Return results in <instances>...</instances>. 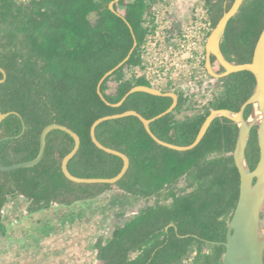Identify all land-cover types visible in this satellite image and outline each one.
Masks as SVG:
<instances>
[{"label":"trees","instance_id":"1","mask_svg":"<svg viewBox=\"0 0 264 264\" xmlns=\"http://www.w3.org/2000/svg\"><path fill=\"white\" fill-rule=\"evenodd\" d=\"M0 0V163L8 166L32 160L39 137L49 124L72 130L80 139L68 171L79 178H111L123 165L118 156L97 148L90 138L92 123L101 117L135 111L145 119L172 104L167 96L130 93L151 87L134 69L142 65L151 0ZM234 0H202L210 29ZM264 27V0H243L220 41L231 64L249 63ZM210 31V32H211ZM129 58L119 67L129 54ZM211 64L216 63L214 56ZM115 68V69H114ZM114 69L100 83L103 76ZM224 69L218 66L217 73ZM3 75L0 72V79ZM255 87L248 71L216 79L212 99L197 103L176 90L175 108L149 123L159 140L188 146L196 139L212 110L238 112ZM251 105L244 109L247 119ZM236 123L215 117L199 142L187 150L158 144L135 116L102 121L95 137L104 147L127 156L129 165L115 184L75 183L62 173L61 162L73 148L70 135L51 130L42 159L29 168L0 171V237L5 236L3 210L11 199L24 200L25 215L53 206L72 207L108 192L145 202L120 223L109 238L96 237L92 251L99 264H222L227 225L239 194V173L233 159ZM245 159L253 170L259 159L257 125L249 132ZM264 262V252H263Z\"/></svg>","mask_w":264,"mask_h":264},{"label":"water","instance_id":"2","mask_svg":"<svg viewBox=\"0 0 264 264\" xmlns=\"http://www.w3.org/2000/svg\"><path fill=\"white\" fill-rule=\"evenodd\" d=\"M118 1L119 0H113L109 3L110 10L113 11V4ZM242 2L243 0H234L232 6L222 15L216 26L208 35L205 43L204 62L208 74L215 79H219L228 74L239 71H248L254 76L255 87L249 98L242 104L238 112H231L228 110H212L192 144L188 146L172 145L156 138L149 130V123L167 113H170L177 104V95L173 92H162L158 89L148 86H135L131 88L118 103L112 104L111 106H120L125 98L133 92H145L156 96H167L172 99V104L164 112L151 119H145L137 112L130 110L121 114L98 118L92 123L90 127V138L94 145L104 152L118 156L123 161L122 168L116 176L111 178H79L73 176L67 169V163L77 152L80 145V139L72 130L63 125L55 123L45 126L41 131L39 137L38 153L34 159L8 166L0 163V171L7 172L19 168H29L39 163L43 157L47 134L51 130H61L70 135L74 141L72 150L66 156H64L61 162V170L63 175L68 180L75 183L115 184L126 172L129 165V160L123 153L104 147L97 141L95 137V128L102 121L130 115L135 116L143 123L147 133L158 144L175 150H187L194 147L199 142L212 119L215 117L228 118L234 121L238 126V135L233 151V159L239 173V194L233 215L227 225L225 241L222 243V245L225 247V251L222 256V264H264V212L261 215L262 208L264 207V27L255 44L251 62L244 64H231L225 60L220 51V41L224 34L226 24L228 20L237 13ZM135 46L136 42L134 41L133 47L129 54L121 63L116 66V68L129 58ZM211 56L215 57L217 65L224 69L223 72H216L214 64H211L210 61ZM114 69L107 72L98 83L97 93L101 98L102 94L99 91L100 83L106 76L111 74ZM0 72L3 75L2 79H0L1 84L4 82L5 72L1 68ZM247 105H251L252 108L249 117L245 119L243 113ZM8 114L9 113L0 112V122ZM254 125H257L259 159L255 168L250 170L245 159V147L249 138L250 129Z\"/></svg>","mask_w":264,"mask_h":264},{"label":"rangeland","instance_id":"3","mask_svg":"<svg viewBox=\"0 0 264 264\" xmlns=\"http://www.w3.org/2000/svg\"><path fill=\"white\" fill-rule=\"evenodd\" d=\"M192 3L193 0L189 7ZM217 66L215 63L214 67ZM144 205V201L108 192L93 201L69 208L53 206L26 216L24 200L11 199L4 208L7 230L5 236L0 237V264H76L71 256L67 261L63 259V250L71 247L67 244L69 240L81 234H84L85 244L88 242V247H84L87 257L84 262L91 264L93 239L110 237L113 228L120 223L117 213L123 212L128 217ZM263 212L264 207L261 215Z\"/></svg>","mask_w":264,"mask_h":264},{"label":"built area","instance_id":"4","mask_svg":"<svg viewBox=\"0 0 264 264\" xmlns=\"http://www.w3.org/2000/svg\"><path fill=\"white\" fill-rule=\"evenodd\" d=\"M175 4V0L149 2L142 65L134 72L143 76L151 88L182 92L198 108L210 102L216 87V79L204 65L210 24L202 0H193L187 10Z\"/></svg>","mask_w":264,"mask_h":264},{"label":"crops","instance_id":"5","mask_svg":"<svg viewBox=\"0 0 264 264\" xmlns=\"http://www.w3.org/2000/svg\"><path fill=\"white\" fill-rule=\"evenodd\" d=\"M67 244L71 245V247L69 249L64 248L63 250L64 258L63 259L67 261L70 258L69 256H71L75 260L76 264H85L84 261L85 259H87V257L84 254L86 252L84 247L88 244V242L86 241V244H85L84 234L79 235L74 240H69V243L67 242ZM63 246H65V244H63ZM87 247L88 246H86V248ZM99 263L100 262L95 260V257L93 254V260L91 264H99Z\"/></svg>","mask_w":264,"mask_h":264},{"label":"flooded vegetation","instance_id":"6","mask_svg":"<svg viewBox=\"0 0 264 264\" xmlns=\"http://www.w3.org/2000/svg\"><path fill=\"white\" fill-rule=\"evenodd\" d=\"M191 0H175V5H176V8L178 9H188L189 7V4H190ZM217 67H215V69H217Z\"/></svg>","mask_w":264,"mask_h":264}]
</instances>
